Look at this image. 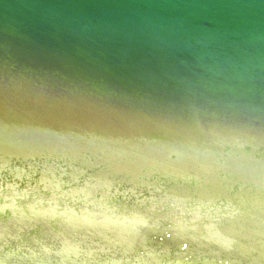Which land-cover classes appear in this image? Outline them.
Here are the masks:
<instances>
[{"label":"water","instance_id":"water-1","mask_svg":"<svg viewBox=\"0 0 264 264\" xmlns=\"http://www.w3.org/2000/svg\"><path fill=\"white\" fill-rule=\"evenodd\" d=\"M26 127L77 147L19 145ZM0 152L217 176L209 200L222 176L263 185L264 0H0Z\"/></svg>","mask_w":264,"mask_h":264},{"label":"rangeland","instance_id":"rangeland-1","mask_svg":"<svg viewBox=\"0 0 264 264\" xmlns=\"http://www.w3.org/2000/svg\"><path fill=\"white\" fill-rule=\"evenodd\" d=\"M88 156L72 161L59 156L50 162L31 158L26 164L16 160L18 164L0 152L2 260L11 264H61L60 260L75 264V259L76 264H152L170 255L174 264H203L210 257L227 258L230 264H264V183L260 186L253 180L251 184L247 175L236 180L222 176L226 189L215 193L219 198L209 200L194 195L198 188H216L217 176L209 182L197 176L195 183L157 171L104 176L100 173L108 166ZM116 199L144 201L136 211L148 206L150 212L129 209L132 218H101L104 207L121 206L114 203ZM66 203L75 204L78 211ZM222 226L237 229L233 235H222L218 230ZM71 249L78 256H66ZM136 255L138 259L133 258Z\"/></svg>","mask_w":264,"mask_h":264},{"label":"bare ground","instance_id":"bare-ground-1","mask_svg":"<svg viewBox=\"0 0 264 264\" xmlns=\"http://www.w3.org/2000/svg\"><path fill=\"white\" fill-rule=\"evenodd\" d=\"M20 131H25L24 132V134H23V136H20L21 138L19 139L18 138V140H19V142H18V144L19 145H21V144H30L31 146H35L34 147V149L37 147V149H44V148H47V149H49V151L50 152H53V151H55V149H57L58 150V144H61L63 141L65 142V143H67V144H69V145H66L67 147H69V146H72L71 144H75L76 145V147H77V143L76 142H70V141H68L71 137L74 139V138H76L77 136L76 135H74L73 133H66V134H61V135H58L57 133H54V132H52V131H50V130H48V129H45L44 131H41V130H38V129H31L30 127H26V128H22L21 130H19L18 132H20ZM30 131V132H29ZM31 134H33V135H35V136H37L38 138H36V137H34V136H32ZM9 137H11L10 139H12V137L13 136H9ZM43 140H45V141H43ZM11 141H14V139L13 140H11ZM66 141H68V142H66ZM13 143V142H12ZM89 143V142H88ZM96 143H98V144H94L93 145V148L97 151V152H101L102 151V143H100V141H96ZM65 145V144H64ZM126 147V146H125ZM76 150H78V148L76 149ZM31 150H28V152H30ZM28 152H25V153H28ZM121 154V153H120ZM233 160H235V163H239L240 162V160L239 159H233ZM262 163H264V160H262L261 161ZM110 172L108 171V170H105V173H100L101 175H106V176H108V174H109ZM139 203L137 204V202H128V201H120L119 203H120V205L121 206H118V207H116V208H113L112 206H108L107 208H105L104 207V213H103V215L101 216V218H106V217H112V216H120L121 218V220H124V219H126L125 218V216L126 217H128V218H132L131 216H128V215H132V213H131V211H133V212H137V213H143V214H146L145 213V211H147L148 213L150 212V210L149 209H147L148 208V206L146 207V210H144L143 212L142 211H136V210H138L139 208L138 207H136V206H140V205H144L145 204V202L144 201H138ZM67 205H71V206H74L75 207V209H77V211H78V207L77 206H75V204H71V203H66ZM97 204H99V203H97ZM125 207V208H124ZM143 208V207H142ZM131 211H130V210ZM132 209H135V210H132ZM130 212V213H129ZM120 213V214H119ZM124 213H129V214H124ZM83 217L84 218H87V217H89L87 214H84L83 215ZM135 217V216H134ZM144 217V216H143ZM100 218V219H101ZM220 218H222V217H220ZM237 228L235 227V226H222L221 228H219L218 230H219V233H221L222 235H225V233L226 234H228V235H233L231 232H234L235 230H236ZM218 238H220L219 236H218ZM89 253V252H88ZM78 254H79V252L78 251H76V250H74V249H71L70 251H69V253L68 254H65L66 256H72V257H75V255L76 256H78ZM133 256V255H135V254H129V256ZM144 255H147V256H150L151 254H144ZM126 255H124L123 254V257H125ZM216 257V256H215ZM222 257V256H221ZM224 257V256H223ZM2 258V255H1V253H0V264H11L9 261H4V260H2L1 259ZM134 259H138L139 258V256L138 255H136V257H133ZM153 258H157V257H153ZM159 259L160 258H158V261L157 262H152V264H160V263H162L161 261H159ZM178 259H181V258H178ZM177 259V260H178ZM161 260V259H160ZM195 260V259H194ZM199 261L200 260H202L203 261V259H198ZM163 261H165L166 263H168V264H174L170 259H168V258H166V259H164ZM171 261V262H170ZM201 261V262H202ZM18 262V261H17ZM193 261H190L189 263H192ZM247 262V261H246ZM18 263H22V262H18ZM60 263L61 264H68L67 262H64V261H61L60 260ZM231 262L230 261H228L227 260V258H223V259H218V258H208V259H206L205 260V263H203V264H230ZM244 263V262H243ZM242 263V264H243ZM150 264V263H149ZM233 264H234V262H233ZM250 264H261V263H259V262H255V261H253L252 263H250Z\"/></svg>","mask_w":264,"mask_h":264}]
</instances>
